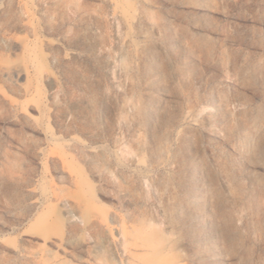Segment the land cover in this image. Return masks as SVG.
Returning a JSON list of instances; mask_svg holds the SVG:
<instances>
[{"label": "rangeland", "instance_id": "obj_1", "mask_svg": "<svg viewBox=\"0 0 264 264\" xmlns=\"http://www.w3.org/2000/svg\"><path fill=\"white\" fill-rule=\"evenodd\" d=\"M0 264H264V0H0Z\"/></svg>", "mask_w": 264, "mask_h": 264}]
</instances>
